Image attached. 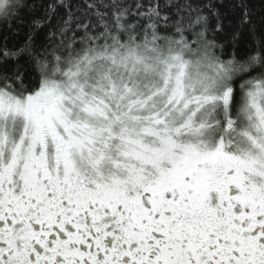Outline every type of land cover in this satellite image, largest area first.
<instances>
[{
    "label": "snow or ice",
    "instance_id": "1",
    "mask_svg": "<svg viewBox=\"0 0 264 264\" xmlns=\"http://www.w3.org/2000/svg\"><path fill=\"white\" fill-rule=\"evenodd\" d=\"M0 264H264V0H0Z\"/></svg>",
    "mask_w": 264,
    "mask_h": 264
}]
</instances>
